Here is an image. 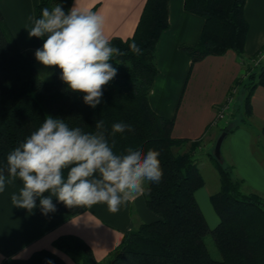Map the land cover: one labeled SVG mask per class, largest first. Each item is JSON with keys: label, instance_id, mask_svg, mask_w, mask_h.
Instances as JSON below:
<instances>
[{"label": "trees", "instance_id": "1", "mask_svg": "<svg viewBox=\"0 0 264 264\" xmlns=\"http://www.w3.org/2000/svg\"><path fill=\"white\" fill-rule=\"evenodd\" d=\"M245 1L184 0L185 9L204 17L197 42L180 45L191 57V64L228 49L243 55L249 29ZM71 2L39 0L35 15L38 17L43 7L51 8L54 4H61L67 12ZM168 25L169 0H146L133 34L110 38L114 46L128 53L117 58L127 66L111 62L117 75L103 87L101 103L92 108L83 102V93L67 90L58 67H51L48 79L38 73L33 53L19 46L0 9V166L6 164L7 154L39 127L47 115L86 132L94 131L95 123L102 119L110 142L114 141L115 152L122 153L129 146L160 152L163 179L159 184L144 186L146 204L157 217L127 230L116 248L101 260L75 234L57 237L52 243L55 248L69 254L76 264H264L263 196L242 191L244 180L234 175L233 165L209 151L208 157L220 178L219 189L209 195L219 220L210 227L195 195L205 182L194 156L202 138L172 136L174 118L157 113L149 103V91L157 73L156 44ZM44 39L41 38L42 43ZM133 40L142 49L141 55L128 50ZM259 85L264 86V59L256 65L246 63L245 74L235 79L231 88L238 87L242 92V102L236 104V111L243 115L236 121L232 115L221 126V132L226 130L229 134L247 121L252 112L250 97ZM117 122L130 125L132 130L111 136V126ZM261 133L264 134V123ZM174 147L180 149L175 151ZM53 203L56 211L70 216L88 209L68 208L55 197ZM208 232L221 253L220 259L213 258L208 251L204 241ZM48 261L68 264L48 248L36 250L26 258H7L3 264H48Z\"/></svg>", "mask_w": 264, "mask_h": 264}, {"label": "crops", "instance_id": "2", "mask_svg": "<svg viewBox=\"0 0 264 264\" xmlns=\"http://www.w3.org/2000/svg\"><path fill=\"white\" fill-rule=\"evenodd\" d=\"M145 1L72 0L69 9L75 4L81 10L94 8L93 12L104 17L105 34L109 39L113 36L127 38L135 30ZM38 2L0 0V9L10 31L19 46L33 52L34 57L35 50L43 43L41 38H29L24 27L28 16L35 15ZM244 14L249 29L242 56L228 49L191 64V57L180 45L197 42L204 17L185 9L184 0H169V25L156 44L157 73L149 91V103L157 113L174 118L172 136L202 138L194 154L199 159L208 158V152L221 133L214 121L217 106L225 101L235 79L245 74V64L252 63V57L264 48V0H246ZM236 92H239L238 87ZM250 99L251 114L229 134L224 148L223 140L221 156L233 165L235 176L244 180L245 192L254 191L264 197V134L261 133L264 86H257ZM21 186L17 180L0 193V264L10 257L26 258L43 248L54 251L68 264H76L69 254L52 244L63 234L83 238L95 257L101 260L116 248L127 230L157 217L147 206L144 191L134 195L116 213H111L104 204H97L72 216L58 211L45 216L38 207L28 212L12 206L10 195L18 192Z\"/></svg>", "mask_w": 264, "mask_h": 264}, {"label": "clouds", "instance_id": "3", "mask_svg": "<svg viewBox=\"0 0 264 264\" xmlns=\"http://www.w3.org/2000/svg\"><path fill=\"white\" fill-rule=\"evenodd\" d=\"M104 23L98 12L81 10L76 4L66 12L61 4H54L43 7L38 17L28 16L24 27L29 38H45L35 50L36 60L46 67H58L67 90L83 93V102L92 108L101 103L103 87L117 75L111 62L126 65L117 58L128 54L111 43ZM128 50L142 54L134 40ZM131 130L130 125L117 122L110 135ZM159 156V151L140 146L115 152L102 119L94 131L86 132L47 115L7 154L6 164L0 166V193L18 180L22 186L10 195L16 208L32 212L39 207L47 216L57 210L55 197L68 208L104 204L116 213L143 192L146 183L162 181Z\"/></svg>", "mask_w": 264, "mask_h": 264}, {"label": "rangeland", "instance_id": "4", "mask_svg": "<svg viewBox=\"0 0 264 264\" xmlns=\"http://www.w3.org/2000/svg\"><path fill=\"white\" fill-rule=\"evenodd\" d=\"M34 64L37 67L38 73L42 77L47 78V79L51 77V71H52L51 67L44 66L42 63L38 62L36 60V58L34 59ZM236 89H237V87H235L234 91H231V93L229 94V96H232V97L234 96V98H235V103H234L233 107L230 109V113L229 114L227 113L225 118L218 119L216 122L217 123L216 125H218L217 128H219V129L221 128L220 125L223 126L225 123H227L229 118L234 116V120L236 121L240 118L239 117L240 115L241 116L243 115L241 112L237 113V111H236V106H237L236 104H238L237 100L238 101L242 100V96H241L242 92H240V91L236 92ZM229 134H228V136H225V138H224L225 143L223 145V148H224V146H226V144H228ZM216 139L214 141V144L216 142ZM214 144L212 145V148L210 150V152H212V153L214 152ZM178 149H180V148L174 147L175 151H177ZM202 153L204 154L205 151H202ZM204 156H206V153L204 154ZM204 158H206V157H204ZM208 158L207 159H201V158L199 159V157L197 158V164H198V167L201 171V174L204 177L205 182L202 186L197 188L195 195H196L197 201L201 207V210L203 211V213L207 219L209 226L213 227L218 222L219 217H218L216 211L214 210V208H213V206L209 200V195L212 192H215L219 189L220 178H219V172H218L217 168L215 167L213 162L210 160V158L209 159ZM225 162L229 163L227 159H225ZM233 173L235 175V170H233ZM241 189H242V191H246V186H241ZM204 241H205V244L208 248L210 255L213 258L220 259L221 253H220V251H219V249L215 243V240H214V238L210 232H208L204 235Z\"/></svg>", "mask_w": 264, "mask_h": 264}, {"label": "built area", "instance_id": "5", "mask_svg": "<svg viewBox=\"0 0 264 264\" xmlns=\"http://www.w3.org/2000/svg\"><path fill=\"white\" fill-rule=\"evenodd\" d=\"M264 59V48L261 49L259 52H257L251 59V62L253 65L258 64L259 62H261ZM235 88H232L231 91H234ZM230 91V93H231ZM229 93V94H230ZM229 94L227 95V98L225 99V101L221 104V107L219 109H217V114L215 117V123L217 122L218 119H223L225 118V116L227 115V113H230V109L233 107L234 103H235V98L234 96H229Z\"/></svg>", "mask_w": 264, "mask_h": 264}, {"label": "water", "instance_id": "6", "mask_svg": "<svg viewBox=\"0 0 264 264\" xmlns=\"http://www.w3.org/2000/svg\"><path fill=\"white\" fill-rule=\"evenodd\" d=\"M226 135H227V131L224 130L219 134V136L216 139V142L214 144V154L216 157L221 156V146Z\"/></svg>", "mask_w": 264, "mask_h": 264}]
</instances>
